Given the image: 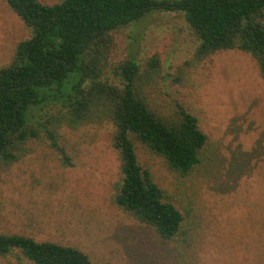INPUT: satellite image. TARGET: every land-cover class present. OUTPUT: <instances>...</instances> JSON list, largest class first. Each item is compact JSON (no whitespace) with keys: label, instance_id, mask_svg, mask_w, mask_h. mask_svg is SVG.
<instances>
[{"label":"rangeland","instance_id":"374dc122","mask_svg":"<svg viewBox=\"0 0 264 264\" xmlns=\"http://www.w3.org/2000/svg\"><path fill=\"white\" fill-rule=\"evenodd\" d=\"M30 36L0 0V67ZM111 36L114 61L131 58L142 69L158 61L146 80L153 109L170 119L183 107L207 137L187 176L135 144L137 163L183 216L181 235L164 243L112 203L120 171L107 123L61 130L70 167L39 141L0 164V234L71 247L92 264H264V81L255 62L237 50L194 61L198 41L183 15L157 8ZM0 264L31 263L15 252Z\"/></svg>","mask_w":264,"mask_h":264},{"label":"trees","instance_id":"16d2710c","mask_svg":"<svg viewBox=\"0 0 264 264\" xmlns=\"http://www.w3.org/2000/svg\"><path fill=\"white\" fill-rule=\"evenodd\" d=\"M6 4L31 36L18 43L10 63L0 67V164L17 162L27 141H39L56 150L62 165L70 167L71 160L58 143L61 130L111 124L120 171L112 203L164 243L174 241L181 235L183 216L137 163L135 144L187 176L200 165L207 137L183 107L177 105L170 119L153 109L146 80L158 75V61L150 58L143 69L131 58L114 61L111 32L152 9L179 12L198 41L194 61L237 50L251 57L264 81V0H62L53 5L6 0ZM15 252L31 264H92L71 247L0 234V257Z\"/></svg>","mask_w":264,"mask_h":264},{"label":"water","instance_id":"95a60500","mask_svg":"<svg viewBox=\"0 0 264 264\" xmlns=\"http://www.w3.org/2000/svg\"><path fill=\"white\" fill-rule=\"evenodd\" d=\"M145 9H147V8H145Z\"/></svg>","mask_w":264,"mask_h":264}]
</instances>
